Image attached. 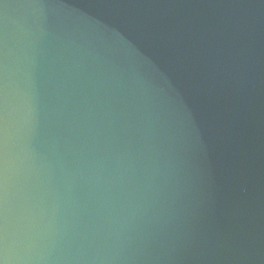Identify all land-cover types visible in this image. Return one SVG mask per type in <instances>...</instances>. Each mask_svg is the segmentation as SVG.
Wrapping results in <instances>:
<instances>
[{"label": "water", "instance_id": "obj_1", "mask_svg": "<svg viewBox=\"0 0 264 264\" xmlns=\"http://www.w3.org/2000/svg\"><path fill=\"white\" fill-rule=\"evenodd\" d=\"M0 264H264V0H0Z\"/></svg>", "mask_w": 264, "mask_h": 264}]
</instances>
